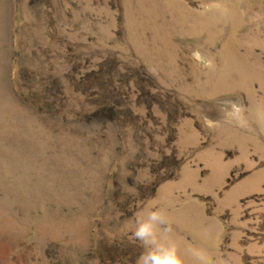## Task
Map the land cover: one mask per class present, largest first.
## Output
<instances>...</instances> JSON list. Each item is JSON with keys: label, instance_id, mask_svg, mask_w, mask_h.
I'll use <instances>...</instances> for the list:
<instances>
[{"label": "rangeland", "instance_id": "374dc122", "mask_svg": "<svg viewBox=\"0 0 264 264\" xmlns=\"http://www.w3.org/2000/svg\"><path fill=\"white\" fill-rule=\"evenodd\" d=\"M152 211L264 264V0H0V264H136Z\"/></svg>", "mask_w": 264, "mask_h": 264}, {"label": "clouds", "instance_id": "9594fccd", "mask_svg": "<svg viewBox=\"0 0 264 264\" xmlns=\"http://www.w3.org/2000/svg\"><path fill=\"white\" fill-rule=\"evenodd\" d=\"M225 103L230 106V111H225L226 116L238 118L241 112L240 106L233 101ZM206 124L215 127L217 122L206 118ZM163 224H166V220L161 211H152L146 218L137 220L133 237L141 242L145 251L138 256L136 264H183L175 248L156 240L155 228Z\"/></svg>", "mask_w": 264, "mask_h": 264}]
</instances>
